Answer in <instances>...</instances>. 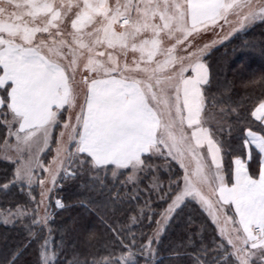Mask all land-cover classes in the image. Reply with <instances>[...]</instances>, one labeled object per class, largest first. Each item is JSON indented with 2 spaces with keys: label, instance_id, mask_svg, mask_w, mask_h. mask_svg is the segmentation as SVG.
Segmentation results:
<instances>
[{
  "label": "snow or ice",
  "instance_id": "6c2138e0",
  "mask_svg": "<svg viewBox=\"0 0 264 264\" xmlns=\"http://www.w3.org/2000/svg\"><path fill=\"white\" fill-rule=\"evenodd\" d=\"M257 21L264 0H0V158L14 165L0 193L23 197L0 210L23 233L3 264L30 248L31 264H65L61 253L66 264H148L196 206L215 225L211 244L188 232L174 256L264 264V98L245 111L208 62ZM247 83L264 88V75ZM69 186L114 218L106 255L81 260L65 241L74 229L55 224L53 200L67 207L55 194Z\"/></svg>",
  "mask_w": 264,
  "mask_h": 264
},
{
  "label": "trees",
  "instance_id": "16d2710c",
  "mask_svg": "<svg viewBox=\"0 0 264 264\" xmlns=\"http://www.w3.org/2000/svg\"><path fill=\"white\" fill-rule=\"evenodd\" d=\"M208 62L212 66L214 81L228 85L233 101H239L243 105L244 110L250 112L251 108L259 102V99L264 98V88H261L258 84L249 85L247 83L252 79L258 80L259 77L264 75V23H257L247 30L234 33L230 39L211 52ZM253 130L260 131L259 122H253ZM3 133L4 129L0 128V145L3 144ZM252 166L258 171V156ZM13 167L12 163L0 160V183H3V177L6 172L9 175L11 174ZM124 178V176L119 177L115 183L120 185ZM109 183H112L111 177H109ZM112 190H120L122 192L123 188H113ZM16 192H18V189H14L13 193L8 196L0 193V210L14 207L16 202L23 200L22 196L14 195ZM56 195L64 198V203L67 207L55 212V224L61 228L74 229V231L65 234V241L69 244V248L73 247L70 241H74V247L79 252L81 260L90 261L94 255H106L107 250L103 245L109 241L111 235L107 227V224L112 223L114 219L111 217V213H109L108 217H105V220H107L106 224L99 215L78 203L80 199L78 189L72 186L66 187L63 192H57ZM151 198L153 200L156 199L155 196ZM186 217L192 219V221L186 220ZM193 222L195 225L192 224ZM89 232L95 233V238L91 241L87 239ZM188 232L198 233V240L208 244L206 238L212 230L208 226L203 225L199 216L188 212L181 219L179 225H176L174 235L166 243L167 248L170 251L172 250L173 253L174 246ZM204 232L208 234L206 237L205 235L203 237ZM22 235L23 233L18 225H5L0 222V264H3L4 259L20 241ZM60 235V232L54 233L53 241L59 240ZM177 251H180V249H177ZM162 255L156 252L152 264H187L186 257H176L173 254L169 255V257L168 255ZM70 258L71 255L65 258L64 254L61 253L60 259L65 260V264L66 260ZM32 259V249L30 248L21 257V261L18 264H31ZM138 261L139 264H145L146 260L145 257L138 256ZM149 263L151 262L148 261Z\"/></svg>",
  "mask_w": 264,
  "mask_h": 264
},
{
  "label": "rangeland",
  "instance_id": "374dc122",
  "mask_svg": "<svg viewBox=\"0 0 264 264\" xmlns=\"http://www.w3.org/2000/svg\"><path fill=\"white\" fill-rule=\"evenodd\" d=\"M257 23H261V22H260V21H257V22L254 23V25H256ZM252 26H253V25H252ZM250 27H251V26H250ZM250 27H249V28H250ZM227 31H228V29L225 28L224 31H223L222 33H220V34H221V35H226ZM241 31H243V30H241ZM238 32H239V31H238ZM233 34H234V33H233ZM213 35H215V34H209L208 38H212ZM230 37H231V36H230ZM230 37H228L227 39H225V40L221 41L220 43H218V44L214 47V49L217 48L218 46L222 45L224 42H226L228 39H230ZM203 42H204V41H201V43H203ZM212 51H213V50H212ZM57 131H58V130H57ZM2 151H3V149L0 148V153H2ZM50 155H51V153H49V156H50ZM0 160H1V161H6V160H4L3 158H0ZM6 162L11 163L10 161H6ZM45 162H46V160H45ZM156 163H158V164H163L164 161H163V160H157ZM253 167H254V166H253ZM165 175H166V173H165ZM145 184H147V183H145ZM143 188H144V184H141V189H143ZM37 192H38V189H37ZM55 195H56V194H55ZM144 195H145V197H147V196H148V193L145 191V192H144ZM56 196H57V195H56ZM37 198H38V197H37ZM54 198H55V197H54ZM53 209L55 210V212L60 210V209H56V208H55L54 200H53ZM188 212L193 213L195 216H199V217L201 218L202 222H203V225H204V226H208V227L210 228V230H212V232H211V233L209 234V236L206 238L207 243H208V244H211V241H212V239H213V237H214V234H215V225L212 223L211 219L207 216V213H202V211L198 208V206H196V207L185 208L184 213L182 214V216H181V218H180V221H181V219L184 217V215H186ZM186 218H187V217H186ZM186 220H188V221H189V220L192 221V219H188V218H187ZM192 224L195 225L194 222H193ZM175 227H176V225L174 224V225L170 226V228H169V230H168L167 232L162 233V242L159 243V245H158V250L156 251L157 253H159V254H161V255L164 254V255H162V256L168 255V257H169V255L172 254V250L170 251V249L167 248L166 243L169 242V241L171 240L172 236L174 235ZM204 235H205V237H206L208 234L204 232V233H203V237H204ZM146 239H147V238H146ZM173 239H174V237H173ZM173 239H172V240H173ZM198 239H199V238H198ZM167 253H171V254H167ZM155 254H156V253H155ZM154 257H155V255H154V256H150V257L147 258V260H148L149 262H151V263H149V264H152V261H153ZM145 260H146V258H145Z\"/></svg>",
  "mask_w": 264,
  "mask_h": 264
}]
</instances>
